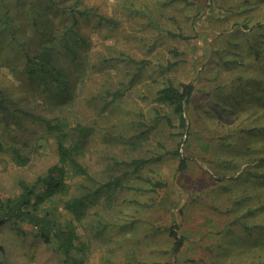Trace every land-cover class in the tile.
Wrapping results in <instances>:
<instances>
[{"label": "rangeland", "instance_id": "1", "mask_svg": "<svg viewBox=\"0 0 264 264\" xmlns=\"http://www.w3.org/2000/svg\"><path fill=\"white\" fill-rule=\"evenodd\" d=\"M29 1L5 0L14 14L7 32L0 31V89L11 108L0 110V139L29 159L17 165L9 152L0 151V197L16 195L20 178L32 180L57 161L55 134L33 115H64L70 125L76 120L94 125L79 158L95 178L123 177V187L96 194L84 218L74 221L89 245L84 264H264V207L258 209L264 204V180L250 175L264 172V106L240 97L234 110L242 111L220 119L210 113L203 120L192 107L186 132L174 119L173 127L166 123L171 107L154 100L167 77L191 82L193 102L205 98L207 105L214 95L232 93L235 99L238 73L264 80V0L74 3L73 9L95 8L115 24L69 11L74 0H43L35 13ZM75 15L87 42L78 64H67L68 91L56 84L45 87L24 72L25 56L58 37ZM178 32L187 37L170 34ZM125 57L149 62L139 68ZM235 57L241 65L231 64ZM169 62L176 64L170 69ZM107 86L123 94L100 112L97 98ZM255 93L264 98V91ZM178 144L187 159L182 170L178 157L165 153ZM157 155L160 159L153 160ZM135 157L152 158L136 170L115 162ZM244 169L249 173L236 177ZM70 180L72 192H80L81 178ZM19 225L22 231L11 224L0 228V264H62L52 245L32 227ZM177 239L182 244L174 252Z\"/></svg>", "mask_w": 264, "mask_h": 264}, {"label": "trees", "instance_id": "2", "mask_svg": "<svg viewBox=\"0 0 264 264\" xmlns=\"http://www.w3.org/2000/svg\"><path fill=\"white\" fill-rule=\"evenodd\" d=\"M17 1L19 2L20 0H15V2ZM41 1L43 0L29 1L28 7H30L31 12L35 13V5ZM47 1L50 4L56 3V0ZM78 1L74 0L72 4H69L67 6L68 10L85 18L93 15L97 18L98 23L110 24L114 22L113 17L105 15L95 8L88 9V7H84L83 10L73 9L74 3ZM182 1L188 2L187 0ZM13 14L12 7H9V4L5 0H0L1 32H7L5 28H8L7 24H9ZM76 20L75 15L71 23L63 25V29L60 33H57L58 37L54 35L48 38V40L40 43L35 51L25 56L23 70L26 75L39 80L45 87L56 84L57 86H61L66 92L68 91L67 87L69 86L67 80L70 71L69 65L67 64L77 63L79 50L87 42L86 37L79 29V25H76ZM242 24L244 28L249 27L246 23ZM236 30V32H239L238 29ZM170 34L180 38L187 37L180 32ZM171 52L173 54L180 53L176 49H172ZM237 54L238 56L240 55L239 52ZM62 58L64 59L63 61L60 60ZM124 60L136 64L139 68H142L144 64L149 62L146 59L137 60L132 57H125ZM237 60L239 62L240 59L235 57L231 64L233 66L241 65ZM175 64V62H169L167 67L171 69ZM238 74L235 75L237 78L233 79V93H235V99L233 100L231 99V93L230 97L225 98L214 95V98L210 100L211 104L208 105V101L205 98L200 99L195 104L193 102V92L196 91L194 88L195 85H192L191 82H180L177 84L170 77H167L157 88L154 100L171 107L172 116L167 115L164 117L166 123L173 127L174 119L177 127L186 129V132L190 127L187 120V109H191L192 107L198 111L196 115L202 117L199 120H203L210 113L218 117L217 119H220L223 114L230 115V113L242 111L241 108L234 110L236 104L240 102V97L247 101L250 98L251 102L252 100L260 101L261 104L259 106H264V98H261L258 93H255V91H264V80H261L259 76L249 78ZM103 91L104 95H98V98L95 97L102 101V106L99 109L100 112L106 111L111 100H115L116 97L123 94L121 89L112 91L110 86L105 87ZM251 94L253 95L251 96ZM108 96H111L110 100L107 99ZM0 110L6 113L11 111L8 96L2 89H0ZM33 116L43 122L48 132L55 134L57 161L49 165L32 180L27 181L20 178L17 182L19 191L16 195L0 197V228L6 224H11L15 225L18 231H22L23 228L19 224L25 223L33 228L34 235L37 238L53 246L56 253L59 254L62 264H84L87 259L89 245L78 235L74 221H80L84 218L96 194L123 187V177L120 174L111 175L109 178L99 181L85 163L80 160L81 142L92 132L93 123L76 120L73 125H70L68 118L64 115H55L53 117ZM156 116L159 117V114H156ZM257 131L258 128H255L251 130V133ZM2 150L9 152L17 165H25L29 160L27 155L22 153L17 147H5L3 141L0 139V151ZM165 153L178 157V170H182L185 167V161L187 159L182 151H180V144L172 150H166ZM160 157L161 155H157L151 158L158 160ZM151 158L135 157L131 160L115 162L121 163L124 166L133 167L136 170L149 163ZM246 172L249 173L247 169H244L236 177H241L240 175ZM250 175L256 179L260 178L264 180V172L258 173L257 176L256 174ZM74 177L81 178V182L77 183V187L81 190L80 192H72L71 188L73 183H71L70 179ZM224 178L225 175L217 177L218 180H223ZM256 182L261 183L258 180ZM160 185L163 184L160 183L157 186ZM241 201H244V199H241ZM258 206L259 209L264 207V204H259ZM249 212H254L253 208ZM261 232L264 234V227ZM181 244L182 241L177 239L172 250L177 252Z\"/></svg>", "mask_w": 264, "mask_h": 264}]
</instances>
